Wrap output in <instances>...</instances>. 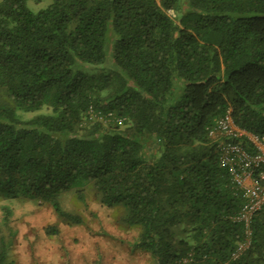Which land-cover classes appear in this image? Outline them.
<instances>
[{"label": "trees", "instance_id": "1", "mask_svg": "<svg viewBox=\"0 0 264 264\" xmlns=\"http://www.w3.org/2000/svg\"><path fill=\"white\" fill-rule=\"evenodd\" d=\"M28 1L0 2V199L81 225L61 198L86 207L90 186L124 210L150 264H264V210L235 257L245 197L210 136L228 113L264 136V0H52L38 13ZM4 226L0 264H15Z\"/></svg>", "mask_w": 264, "mask_h": 264}, {"label": "rangeland", "instance_id": "2", "mask_svg": "<svg viewBox=\"0 0 264 264\" xmlns=\"http://www.w3.org/2000/svg\"><path fill=\"white\" fill-rule=\"evenodd\" d=\"M51 3L52 0L40 3L30 0L27 7L38 13ZM111 67L112 60L109 58L106 64L86 71L99 74ZM41 114H50V111L44 108L34 113H17L23 120ZM87 119L91 123L98 120L93 114ZM84 196L86 207L73 192L61 198L63 210L82 216L84 222L81 225L62 221L49 205L37 201L0 199V233H9L4 226L7 216L9 227L15 234L10 260L15 264H150V255L133 247L138 231L124 224V210L103 206L90 186L86 187ZM51 226L58 230V234L46 233V228Z\"/></svg>", "mask_w": 264, "mask_h": 264}, {"label": "built area", "instance_id": "3", "mask_svg": "<svg viewBox=\"0 0 264 264\" xmlns=\"http://www.w3.org/2000/svg\"><path fill=\"white\" fill-rule=\"evenodd\" d=\"M90 114L100 121L108 120L99 113ZM118 122L122 123V120ZM210 136L218 140L216 150L220 166L228 171L231 184L245 197V203L235 217V221L243 225L245 234L237 257L249 247L252 221L264 210V136L240 128L229 113L215 122Z\"/></svg>", "mask_w": 264, "mask_h": 264}]
</instances>
